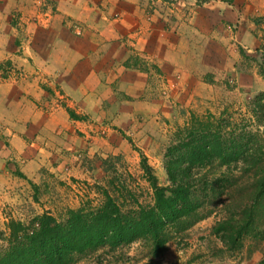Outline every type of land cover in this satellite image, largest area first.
Here are the masks:
<instances>
[{
  "label": "rangeland",
  "instance_id": "obj_1",
  "mask_svg": "<svg viewBox=\"0 0 264 264\" xmlns=\"http://www.w3.org/2000/svg\"><path fill=\"white\" fill-rule=\"evenodd\" d=\"M234 5L236 19L211 18L207 13L204 31L189 34L192 40L188 41L198 46L191 60L192 80L185 83L175 76L176 81L168 84L174 88L171 93L170 89L165 92L167 83L158 76L157 90L144 105L129 100L136 110L121 109L120 99L110 100L107 110H68L69 129L67 122L66 126L60 123L63 131L70 132L66 144L55 159L47 155L44 164H35L30 178L20 171L21 160L8 161L13 175L0 191V254L7 248L10 219L26 223L43 212L62 219L68 208L95 207L102 201V189L116 196L124 193L110 181L133 190L142 204L152 203L141 155L158 184H168L167 148L193 118L206 120L212 115L214 123L227 119L226 132L250 136L252 143L264 142V76L256 53L264 46V22L254 21L264 17V0H237ZM1 69L7 72L6 67ZM140 106L143 110L137 109ZM221 170L213 166L206 172L214 180ZM231 175L236 179L240 173ZM218 198L213 199L217 204L206 209L212 212L201 217L200 211L192 225L168 226L163 250L156 256L151 241L142 238L115 249L83 252L73 264H264V238L260 239L264 222L246 232L237 245H230L214 232L227 207L226 196L220 193Z\"/></svg>",
  "mask_w": 264,
  "mask_h": 264
},
{
  "label": "crops",
  "instance_id": "obj_2",
  "mask_svg": "<svg viewBox=\"0 0 264 264\" xmlns=\"http://www.w3.org/2000/svg\"><path fill=\"white\" fill-rule=\"evenodd\" d=\"M236 1L0 0V191L9 160L30 178L55 159L70 135L68 110H107L114 99L136 110L158 76L171 93L175 76L192 80L198 46L189 34L210 15L236 19Z\"/></svg>",
  "mask_w": 264,
  "mask_h": 264
},
{
  "label": "trees",
  "instance_id": "obj_3",
  "mask_svg": "<svg viewBox=\"0 0 264 264\" xmlns=\"http://www.w3.org/2000/svg\"><path fill=\"white\" fill-rule=\"evenodd\" d=\"M254 21L264 22V17ZM256 53L264 76V46ZM211 118H193L191 126L176 133L164 160L168 184H158L141 155L152 203L142 204L133 190L124 184L115 186L113 180L111 186L124 193L116 196L102 189V201L95 207L68 208L62 219L50 212L37 214L26 223L10 219L0 264H73L83 252L115 249L142 238L151 241L156 256L163 250L168 226H190L200 211L201 217L207 216L212 211L206 209L218 203L213 199H219L220 193L226 196L227 207L214 232L230 245H237L246 232L264 222V142L252 143L250 136L226 132L227 119L214 123ZM213 166L222 169L214 180L206 172ZM234 171L240 173L236 179L229 176Z\"/></svg>",
  "mask_w": 264,
  "mask_h": 264
},
{
  "label": "built area",
  "instance_id": "obj_4",
  "mask_svg": "<svg viewBox=\"0 0 264 264\" xmlns=\"http://www.w3.org/2000/svg\"><path fill=\"white\" fill-rule=\"evenodd\" d=\"M38 3L41 4L42 6L45 4L44 0H38ZM74 27L76 28L77 32L80 33L81 32V26L78 24H75Z\"/></svg>",
  "mask_w": 264,
  "mask_h": 264
}]
</instances>
